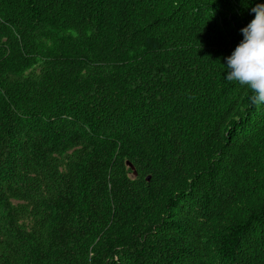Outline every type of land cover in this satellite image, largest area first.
Returning <instances> with one entry per match:
<instances>
[{
  "label": "trees",
  "instance_id": "16d2710c",
  "mask_svg": "<svg viewBox=\"0 0 264 264\" xmlns=\"http://www.w3.org/2000/svg\"><path fill=\"white\" fill-rule=\"evenodd\" d=\"M257 4L0 0V264H264Z\"/></svg>",
  "mask_w": 264,
  "mask_h": 264
},
{
  "label": "clouds",
  "instance_id": "9594fccd",
  "mask_svg": "<svg viewBox=\"0 0 264 264\" xmlns=\"http://www.w3.org/2000/svg\"><path fill=\"white\" fill-rule=\"evenodd\" d=\"M255 18L241 31L244 36L234 53L227 58L230 69L226 79L247 86L254 104H264V4L251 9Z\"/></svg>",
  "mask_w": 264,
  "mask_h": 264
},
{
  "label": "rangeland",
  "instance_id": "374dc122",
  "mask_svg": "<svg viewBox=\"0 0 264 264\" xmlns=\"http://www.w3.org/2000/svg\"><path fill=\"white\" fill-rule=\"evenodd\" d=\"M240 205L243 207L244 204H243L242 202H240ZM203 212H204V211H203ZM230 261H231V264H234V263H233V258L230 259ZM235 261H236V260H235ZM240 262L245 264V263H246V260H245V259H243V260L241 259ZM236 264H240V263H239L238 261H236Z\"/></svg>",
  "mask_w": 264,
  "mask_h": 264
}]
</instances>
